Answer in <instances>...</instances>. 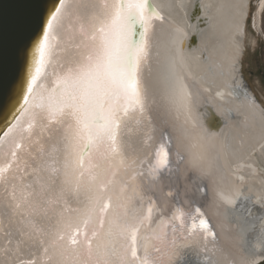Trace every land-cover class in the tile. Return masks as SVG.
I'll use <instances>...</instances> for the list:
<instances>
[{
    "label": "snow or ice",
    "instance_id": "obj_1",
    "mask_svg": "<svg viewBox=\"0 0 264 264\" xmlns=\"http://www.w3.org/2000/svg\"><path fill=\"white\" fill-rule=\"evenodd\" d=\"M153 19L163 14L152 0H102L87 16L56 0L34 22L24 103L0 135L3 264H186L194 244L213 264L218 237L201 207L164 215L144 190L143 162L125 154L129 122L155 131L142 79ZM69 49L76 56L61 62ZM49 64L52 84L37 88ZM161 135L150 178L172 170Z\"/></svg>",
    "mask_w": 264,
    "mask_h": 264
},
{
    "label": "bare ground",
    "instance_id": "obj_2",
    "mask_svg": "<svg viewBox=\"0 0 264 264\" xmlns=\"http://www.w3.org/2000/svg\"><path fill=\"white\" fill-rule=\"evenodd\" d=\"M152 1L163 19L152 20L150 55L142 79L155 131L149 133L148 124L129 122L130 131L123 133L125 154L143 162L144 190L164 215H170L177 203L188 210L201 207L218 237L213 264H256L264 259V108L242 88L238 70L250 0ZM73 2L87 16L102 0ZM263 10L264 0H259L252 18L258 31ZM57 34L64 39L63 30ZM193 35L197 44L183 48L182 42ZM75 56L69 49L61 53L60 61ZM52 72L53 64L47 65L37 88L51 86ZM212 112L221 118L219 129L209 127ZM162 133L172 141V170L150 178L147 167ZM193 144L210 147L194 150L195 166L188 151ZM7 211L0 203V214ZM200 247L194 244L186 250V264H207ZM4 260L0 249V264Z\"/></svg>",
    "mask_w": 264,
    "mask_h": 264
},
{
    "label": "water",
    "instance_id": "obj_3",
    "mask_svg": "<svg viewBox=\"0 0 264 264\" xmlns=\"http://www.w3.org/2000/svg\"><path fill=\"white\" fill-rule=\"evenodd\" d=\"M55 3L56 0H0V135L7 131L13 114L24 103L33 42L38 38L39 31L34 22L40 13ZM197 39L193 35L190 40L182 42V47L196 45ZM208 124L210 128L219 129L220 116L212 112ZM256 264H264V259Z\"/></svg>",
    "mask_w": 264,
    "mask_h": 264
},
{
    "label": "rangeland",
    "instance_id": "obj_4",
    "mask_svg": "<svg viewBox=\"0 0 264 264\" xmlns=\"http://www.w3.org/2000/svg\"><path fill=\"white\" fill-rule=\"evenodd\" d=\"M259 0H250V8L244 37L245 47L238 65L242 75V88L253 93L255 99L264 108V10L260 31L254 28L253 15Z\"/></svg>",
    "mask_w": 264,
    "mask_h": 264
},
{
    "label": "clouds",
    "instance_id": "obj_5",
    "mask_svg": "<svg viewBox=\"0 0 264 264\" xmlns=\"http://www.w3.org/2000/svg\"><path fill=\"white\" fill-rule=\"evenodd\" d=\"M193 127H195V125H193ZM197 147H199L201 151H209L210 150V147L207 146V145H203V144H199V145L193 144V145H190L189 148H188V151H189L190 157L192 158V163H193L194 166L198 163V158L194 154V150ZM219 195L223 196L222 193H220Z\"/></svg>",
    "mask_w": 264,
    "mask_h": 264
}]
</instances>
